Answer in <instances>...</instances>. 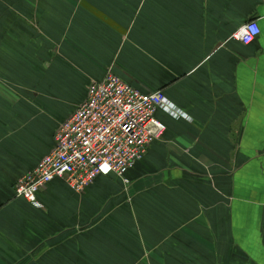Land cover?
Here are the masks:
<instances>
[{"label": "crops", "instance_id": "obj_1", "mask_svg": "<svg viewBox=\"0 0 264 264\" xmlns=\"http://www.w3.org/2000/svg\"><path fill=\"white\" fill-rule=\"evenodd\" d=\"M110 70L184 116L123 178L17 197ZM0 264H264V0H0Z\"/></svg>", "mask_w": 264, "mask_h": 264}, {"label": "built area", "instance_id": "obj_2", "mask_svg": "<svg viewBox=\"0 0 264 264\" xmlns=\"http://www.w3.org/2000/svg\"><path fill=\"white\" fill-rule=\"evenodd\" d=\"M260 34L252 20L237 38L250 45ZM160 110L184 116L162 91L140 92L108 71L89 85L86 100L60 125L52 151L17 181L16 196L42 207L39 193L56 179L82 194L100 176L125 177L163 136L166 127L156 118Z\"/></svg>", "mask_w": 264, "mask_h": 264}]
</instances>
